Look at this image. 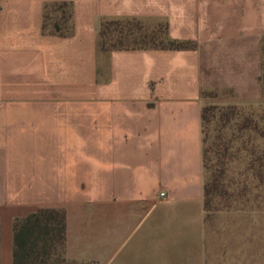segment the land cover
I'll return each instance as SVG.
<instances>
[{"label":"crops","instance_id":"1","mask_svg":"<svg viewBox=\"0 0 264 264\" xmlns=\"http://www.w3.org/2000/svg\"><path fill=\"white\" fill-rule=\"evenodd\" d=\"M0 0V264L12 221L65 209V255L95 264H205L202 106L263 99L264 0ZM101 18L162 22L194 47L100 51ZM163 192V193H162Z\"/></svg>","mask_w":264,"mask_h":264},{"label":"trees","instance_id":"2","mask_svg":"<svg viewBox=\"0 0 264 264\" xmlns=\"http://www.w3.org/2000/svg\"><path fill=\"white\" fill-rule=\"evenodd\" d=\"M49 7L54 14L48 11ZM141 28L136 18H101L98 30V48L100 51H107L111 48L127 47L186 48L195 46L191 40L171 37L166 30V25H163V30L152 31L150 43L145 40L146 32L141 34V40L137 43V37L131 38V35ZM42 29L47 33L62 35L71 33V2L67 0L45 2ZM157 31L162 33L160 40L156 38ZM157 41L160 42L157 43ZM259 56L260 65L257 78L263 99L221 105L204 104L202 106L204 172L205 168L209 167L213 146L223 147L224 156L233 147L234 140L232 137H227L226 130L230 129L232 119L241 115L243 119L235 146L240 155L247 158L248 167H255L256 175L264 180V33L260 36ZM212 92L214 91H208V93ZM246 104L254 109L244 114ZM213 108L218 110L219 123L215 127L218 132L215 140L208 142L205 127L212 122ZM258 139L261 143L257 142ZM218 185L217 177L214 176L212 180L208 181L204 176L203 203L205 210L210 205V195L218 189ZM65 225V209L63 207L43 206L24 215L15 216L12 221V264H95L94 261L75 260L65 255Z\"/></svg>","mask_w":264,"mask_h":264},{"label":"rangeland","instance_id":"3","mask_svg":"<svg viewBox=\"0 0 264 264\" xmlns=\"http://www.w3.org/2000/svg\"><path fill=\"white\" fill-rule=\"evenodd\" d=\"M48 11L51 12L50 7ZM138 23L142 28L131 35V38L137 37V43L144 32L147 34L146 42L150 43L152 31L163 30L162 22L153 24L138 20ZM156 33L157 40H160L162 33ZM226 103L232 102L226 101L218 90L207 93L204 102L214 105ZM251 109L254 108L246 104L244 114ZM242 119L241 115L234 117L230 129L226 130L227 137L234 140L233 147L224 156L223 147L213 146L209 167L205 168V180L210 181L215 176L219 184L210 195V205L206 209L205 264H264V180L256 175L255 167H248L247 158L240 155L235 146ZM218 123V110L213 108L212 122L205 127L208 142L215 140ZM257 142L261 143L260 139Z\"/></svg>","mask_w":264,"mask_h":264},{"label":"built area","instance_id":"4","mask_svg":"<svg viewBox=\"0 0 264 264\" xmlns=\"http://www.w3.org/2000/svg\"><path fill=\"white\" fill-rule=\"evenodd\" d=\"M163 193V192H162Z\"/></svg>","mask_w":264,"mask_h":264}]
</instances>
